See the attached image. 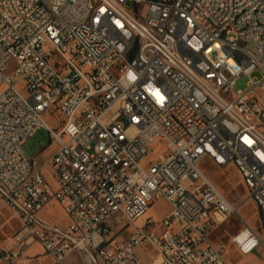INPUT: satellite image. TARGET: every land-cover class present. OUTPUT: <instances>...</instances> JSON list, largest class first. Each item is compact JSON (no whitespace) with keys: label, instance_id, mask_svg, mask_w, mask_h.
<instances>
[{"label":"built area","instance_id":"2783aa9c","mask_svg":"<svg viewBox=\"0 0 264 264\" xmlns=\"http://www.w3.org/2000/svg\"><path fill=\"white\" fill-rule=\"evenodd\" d=\"M42 126L58 148L40 165L22 144ZM205 160L264 219V0H0V209L20 223L0 264H32L34 243L52 264H233L209 236L238 210ZM160 198L169 214L139 224ZM231 242L264 236L245 222Z\"/></svg>","mask_w":264,"mask_h":264},{"label":"rangeland","instance_id":"374dc122","mask_svg":"<svg viewBox=\"0 0 264 264\" xmlns=\"http://www.w3.org/2000/svg\"><path fill=\"white\" fill-rule=\"evenodd\" d=\"M248 81V76L240 78L235 85V90H244L247 87ZM47 121L49 125L54 126V120L52 118H48ZM122 122L125 124L128 123L125 118L122 119ZM162 145L163 143L161 140L155 141L152 144L153 151L148 155V159H156L157 151H159ZM22 147L31 158L36 159L40 165H43L58 148V144L52 141L50 130L42 126L33 137L23 142ZM201 168L238 210L236 215L211 231L209 236L211 241L215 244H225L227 258L233 264H264V245L258 247V249L251 254L242 255L231 242L232 236L242 228L245 222L249 223L264 236V219L261 217L257 206L249 198L248 190L241 175L232 165L219 167L210 160H205L201 164ZM43 170L48 182L56 187V182L48 170V167L44 166ZM170 211L171 205L166 199H157L148 207L146 213L138 220V223L145 225L148 218H153L157 226H159ZM42 216L61 227H66L68 224V218L63 208L55 202L51 203L47 209L42 212ZM19 229L20 223L13 212L7 208H1L0 247L10 245L12 236ZM128 230L129 228L117 234L116 231L113 230L112 236L119 240L126 238ZM30 247L29 254L31 256L37 254L35 255L37 258L34 260L33 264H47L49 262V259L45 256L43 247L39 243H34ZM138 252L140 259L144 260L150 258V252Z\"/></svg>","mask_w":264,"mask_h":264},{"label":"crops","instance_id":"0c3cea01","mask_svg":"<svg viewBox=\"0 0 264 264\" xmlns=\"http://www.w3.org/2000/svg\"><path fill=\"white\" fill-rule=\"evenodd\" d=\"M6 246H7V245H6ZM8 246H9V245H8ZM3 247H5V246H3ZM30 248H31V247H29V249H28V251H27L28 255H30V254H29V250H30ZM138 251H140V252H142V253H143V252H146V251H147V252H150V258H149V259H144V260L141 259L143 262H150V261L153 259V255H152V251H151V250H149V249H142V248H141V249H139ZM138 251H137V252H138ZM35 255H37V254H33V256H35ZM138 255H139V252H138ZM30 256H31V255H30ZM45 256H47V258L49 259V262H48L47 264H52V260H51V258H50L48 255H46V254H45ZM139 257H140V255H139ZM16 264H23V263H21V262H17ZM32 264H33V263H32Z\"/></svg>","mask_w":264,"mask_h":264}]
</instances>
